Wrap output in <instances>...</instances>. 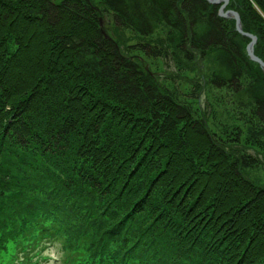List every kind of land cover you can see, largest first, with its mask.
Returning <instances> with one entry per match:
<instances>
[{"label": "trees", "instance_id": "obj_1", "mask_svg": "<svg viewBox=\"0 0 264 264\" xmlns=\"http://www.w3.org/2000/svg\"><path fill=\"white\" fill-rule=\"evenodd\" d=\"M216 8L0 0V243L61 264H264V72ZM225 8L264 63V0Z\"/></svg>", "mask_w": 264, "mask_h": 264}, {"label": "rangeland", "instance_id": "obj_2", "mask_svg": "<svg viewBox=\"0 0 264 264\" xmlns=\"http://www.w3.org/2000/svg\"><path fill=\"white\" fill-rule=\"evenodd\" d=\"M224 9H225V7H224ZM99 25L100 26L102 25L101 20H100ZM233 28H234V24H233ZM123 36H131V34L128 33L127 31H125ZM150 68H152V67L150 66ZM154 70L161 72L160 66L154 67ZM249 173H250L251 177H254L257 180H258V178L264 179V170L261 171V169L260 170L257 169L256 171H251ZM0 198H1V196H0ZM19 241H23V240L19 239ZM61 254L62 253L59 251V248L55 245H52V244L47 245L40 252L34 251L33 253L23 254V253H19L18 251L16 252V250H14V245H12V239L11 238H8L7 240L0 243V264H23V263H25V264H61V261H62V255Z\"/></svg>", "mask_w": 264, "mask_h": 264}, {"label": "water", "instance_id": "obj_3", "mask_svg": "<svg viewBox=\"0 0 264 264\" xmlns=\"http://www.w3.org/2000/svg\"><path fill=\"white\" fill-rule=\"evenodd\" d=\"M206 1L210 4L217 5L216 14L220 17L231 18L233 20L234 30L236 32H238L240 35L248 38V42L244 48L245 53L248 56V58L251 61L257 63L258 66L264 72L263 61L261 59H259L256 55L253 54V44L255 43V36L253 34L242 31L241 26H240V22H239V16H238L237 12H235L231 9H226V8L224 9V7L227 5L228 0H206Z\"/></svg>", "mask_w": 264, "mask_h": 264}]
</instances>
